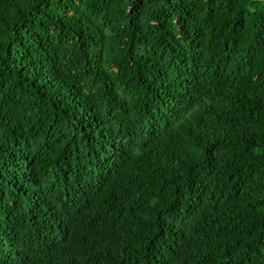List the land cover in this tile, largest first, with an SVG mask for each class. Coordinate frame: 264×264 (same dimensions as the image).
Wrapping results in <instances>:
<instances>
[{"label":"trees","instance_id":"16d2710c","mask_svg":"<svg viewBox=\"0 0 264 264\" xmlns=\"http://www.w3.org/2000/svg\"><path fill=\"white\" fill-rule=\"evenodd\" d=\"M0 264H264V0H0Z\"/></svg>","mask_w":264,"mask_h":264}]
</instances>
